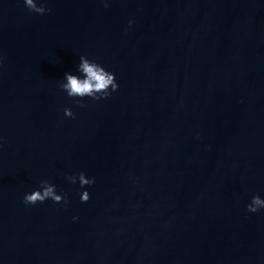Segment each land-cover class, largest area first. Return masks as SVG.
Wrapping results in <instances>:
<instances>
[{"label": "water", "instance_id": "1", "mask_svg": "<svg viewBox=\"0 0 264 264\" xmlns=\"http://www.w3.org/2000/svg\"><path fill=\"white\" fill-rule=\"evenodd\" d=\"M38 3L0 0V264H264V0ZM81 55L119 83L84 107Z\"/></svg>", "mask_w": 264, "mask_h": 264}, {"label": "clouds", "instance_id": "2", "mask_svg": "<svg viewBox=\"0 0 264 264\" xmlns=\"http://www.w3.org/2000/svg\"><path fill=\"white\" fill-rule=\"evenodd\" d=\"M25 6L29 11L36 12L38 14H44L49 11L43 3H38V0H24ZM105 3V7H107ZM133 21H129L131 25ZM3 64V59L0 58V65ZM78 73L72 72L65 73V80L60 83V88L64 90L69 97L79 98L75 99V103L84 107V97H91L94 100H101L111 96L112 92L119 89V83L116 79L114 72L109 71L102 64L95 60L89 59L86 55L80 56V63L78 65ZM64 114L67 117L75 118V113L71 107L64 109ZM67 179L75 184L77 180L82 188L95 183V177H88L83 171L78 174H72ZM51 199L56 203H67L65 194L58 193L56 185L49 179H42L40 186L36 190L26 193L24 196L25 204H37L43 203L46 200ZM90 199V192L84 190L81 195V201L87 202ZM264 209V198L259 194L252 197L251 201L247 205V211L255 213Z\"/></svg>", "mask_w": 264, "mask_h": 264}]
</instances>
